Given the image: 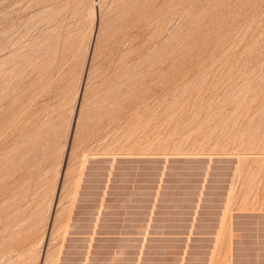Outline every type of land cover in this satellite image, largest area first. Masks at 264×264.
<instances>
[{
	"label": "rangeland",
	"instance_id": "374dc122",
	"mask_svg": "<svg viewBox=\"0 0 264 264\" xmlns=\"http://www.w3.org/2000/svg\"><path fill=\"white\" fill-rule=\"evenodd\" d=\"M0 264H264V0H0Z\"/></svg>",
	"mask_w": 264,
	"mask_h": 264
}]
</instances>
